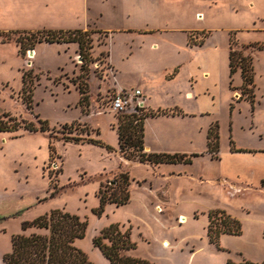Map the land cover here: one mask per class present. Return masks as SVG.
<instances>
[{"label": "rangeland", "instance_id": "rangeland-1", "mask_svg": "<svg viewBox=\"0 0 264 264\" xmlns=\"http://www.w3.org/2000/svg\"><path fill=\"white\" fill-rule=\"evenodd\" d=\"M49 30L90 34L85 71L77 44H17ZM231 52L251 59L249 91L241 70L230 72ZM135 88L150 94L145 113H168L145 121V143L165 150L153 153L199 155L170 183L162 177L168 171L157 175L119 152L122 115L110 101ZM39 119L48 130L30 132ZM0 121L17 123L0 131V264L12 236L47 234L23 231L24 223L55 210L87 223L75 246L93 264H111L93 245L111 225L130 232L135 249L124 255L152 264L264 262V0H0ZM215 123L213 159L206 144ZM164 134L171 140L156 141ZM122 172L131 178L130 202L106 204L97 215L99 189ZM217 209L242 231L210 244Z\"/></svg>", "mask_w": 264, "mask_h": 264}, {"label": "trees", "instance_id": "trees-1", "mask_svg": "<svg viewBox=\"0 0 264 264\" xmlns=\"http://www.w3.org/2000/svg\"><path fill=\"white\" fill-rule=\"evenodd\" d=\"M17 44L21 50L25 46L33 47L36 44H77L79 56L82 60L81 70L85 71L86 66L91 61L90 50L92 41L90 34L83 30L66 31H38L19 37ZM31 48H28V50ZM240 54L231 52L229 54V65L231 74L237 69L241 70L242 89L251 90L254 87V73L250 58H240ZM25 84V77L23 79ZM247 100H254V94L247 95ZM117 125L118 148L122 157L130 162L148 164L151 166L160 164H192V160L198 154H168L153 153L145 151V121L149 118L167 116L166 111L159 113H145L144 108H137L136 113H121ZM40 128L36 129L32 125L28 126L30 132L48 130V122L38 120ZM17 126L0 121V131L10 130ZM73 143L79 144L81 139H72ZM219 125L217 123L210 127L207 132L206 152L211 158L219 153ZM87 143L100 145L109 152L114 149L97 140H88ZM131 178L127 172H122L115 180L113 187L101 188L98 191L100 206L95 213L101 215L106 204L123 206L130 202ZM264 188V180L261 181ZM58 192L54 190L51 196ZM208 238L210 244H216L220 235L228 234L241 235L242 225L236 218H233L223 210H212L209 215ZM29 228L44 230L47 234L32 233L28 236L14 235L11 238V252L3 257V264H93L87 255L75 246V242L82 239L87 229V223L80 220L76 215H72L60 210H55L46 214L33 222L22 225V230ZM264 238V229H263ZM93 245L100 250L102 255L111 264H152L142 259H136L124 255L126 251L135 249V244L130 240L129 230H122L118 225H111L100 231L94 238ZM228 264H264V262H253L243 260L241 262H228Z\"/></svg>", "mask_w": 264, "mask_h": 264}, {"label": "crops", "instance_id": "crops-1", "mask_svg": "<svg viewBox=\"0 0 264 264\" xmlns=\"http://www.w3.org/2000/svg\"><path fill=\"white\" fill-rule=\"evenodd\" d=\"M155 44H153V47H154ZM145 84L150 87L152 86L151 82L148 81V82H145ZM118 89L120 90H123V89H126L124 87H118ZM135 90H139L141 91L142 93V97H144L143 99H141V101H143V105L144 106H147L149 108V96L150 94L147 93L146 89L143 90H140L139 88H135ZM188 94V93H187ZM186 94V95H187ZM189 95V94H188ZM190 97V95H189ZM167 117V116H166ZM159 118V117H158ZM157 119V118H156ZM155 139L156 141H160V142H167V141H170L171 139L169 137H166L165 134L164 135H155ZM145 151L147 152H162V151H165V150H153L152 146L148 145L145 143ZM134 163V162H132ZM147 165L148 167L152 168L155 173L157 175H161V173H163V171H168L167 174H163L162 177L166 180V182L170 183L171 181H173L174 178L176 177H180L182 176V174H186L184 172L185 169H181L180 166L182 165H185V164H160V165H155V166H151V165H148V164H145ZM132 166V165H131ZM165 167V168H164ZM157 170V172H156ZM264 180V179H261L260 182ZM161 187V186H160ZM152 189V188H150ZM166 195L169 196V192L168 191H164ZM154 193V192H153ZM170 197V196H169ZM264 239V238H263Z\"/></svg>", "mask_w": 264, "mask_h": 264}, {"label": "built area", "instance_id": "built-area-1", "mask_svg": "<svg viewBox=\"0 0 264 264\" xmlns=\"http://www.w3.org/2000/svg\"><path fill=\"white\" fill-rule=\"evenodd\" d=\"M141 91H120L110 101L111 109L117 113H136L137 108H142L143 101L140 100Z\"/></svg>", "mask_w": 264, "mask_h": 264}, {"label": "bare ground", "instance_id": "bare-ground-1", "mask_svg": "<svg viewBox=\"0 0 264 264\" xmlns=\"http://www.w3.org/2000/svg\"><path fill=\"white\" fill-rule=\"evenodd\" d=\"M162 243H163V245H164L165 247H168V246H169L168 242H166V241H163Z\"/></svg>", "mask_w": 264, "mask_h": 264}, {"label": "water", "instance_id": "water-1", "mask_svg": "<svg viewBox=\"0 0 264 264\" xmlns=\"http://www.w3.org/2000/svg\"><path fill=\"white\" fill-rule=\"evenodd\" d=\"M33 53L32 52H30V55H32Z\"/></svg>", "mask_w": 264, "mask_h": 264}]
</instances>
